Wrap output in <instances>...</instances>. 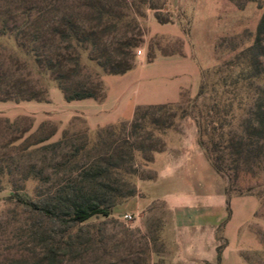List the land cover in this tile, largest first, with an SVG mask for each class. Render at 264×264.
<instances>
[{"label":"rangeland","instance_id":"374dc122","mask_svg":"<svg viewBox=\"0 0 264 264\" xmlns=\"http://www.w3.org/2000/svg\"><path fill=\"white\" fill-rule=\"evenodd\" d=\"M70 1L74 6L80 4L77 0ZM12 2L17 1L0 0V4ZM124 2L121 8L124 18L118 24L119 30L109 34L105 41L110 43L114 36L138 41L132 52L133 67L123 74H107L88 60L87 53L81 55L82 75L91 74L103 88L98 98L67 102L50 77H44L41 83L47 95L43 101L0 100V167L11 171L10 175H0V264H45L41 259L50 238L58 239L65 231L74 235L78 226L58 224L30 211L19 200L46 201L54 188L67 184L70 177L78 178V169L114 150L122 152L120 155L125 161L120 163L111 181L118 182L119 193L133 188L135 195L118 200L109 216L96 215L87 220L83 224L87 228L80 232L84 235L86 230L85 236L92 240L88 243L91 248L81 255L80 251H74L71 256H64L62 264H177L174 258L178 257L179 248L166 245L163 238L169 207L162 196L152 198L148 194H156V190L157 194H162L164 188L142 191L137 185L139 180L153 176L150 163L155 153L148 147L154 145V149L163 150L165 131L161 135L155 132L151 140H146V131L140 137L130 135L132 118L96 124L129 118L133 103L172 98L177 85L186 84L187 78L194 80L195 66L200 71L195 90L184 89L176 102L161 106L179 105L183 101L182 94L193 98L202 81H206L208 90L215 83L216 101L223 106L231 105L229 117L232 116L235 126L255 100L253 92L258 81L247 78L252 69L248 67L244 51L253 43L262 14L257 2H247L242 8L229 0ZM17 21L19 24L22 20ZM0 44V54L11 63L9 57L14 52V41L1 38ZM159 54H185L192 62L181 60L182 64L175 65L171 63L174 60H165ZM258 61L257 69H261L263 58ZM22 72L31 73L29 68ZM30 78L36 80L38 76L32 72ZM181 107L187 106L182 104ZM168 111L173 114L168 120L172 127H177L179 120L185 117L192 118L182 117L177 110ZM54 143L59 144L51 148ZM78 148L73 161L77 168L68 176L61 163ZM128 152H131V160L126 155ZM252 185L251 179L244 178L237 187L245 190ZM248 196L255 200V207L245 235L225 245L224 234L219 232L216 249H220L221 254L225 249L226 258L237 257L236 252L241 249L240 255L247 258L248 264H264V191L254 189ZM240 211L238 209V215L242 217ZM125 214L131 215V219H125ZM30 228L39 231L34 242ZM208 251L203 247L201 252ZM214 264H219L217 256Z\"/></svg>","mask_w":264,"mask_h":264},{"label":"trees","instance_id":"16d2710c","mask_svg":"<svg viewBox=\"0 0 264 264\" xmlns=\"http://www.w3.org/2000/svg\"><path fill=\"white\" fill-rule=\"evenodd\" d=\"M16 1V4H0V39H12L15 43L14 52L9 57L11 63L8 64L0 54V100L43 101L47 95L41 83L44 77H50L67 102L98 98L103 88L91 78V74L82 75L80 59L83 53H87L88 60L95 62L107 74H123L133 67L132 52L138 41L115 36L110 43L105 41L109 34L119 30L118 24L124 18V13H121L124 0H77L80 1L77 6L70 0ZM229 1L239 8L247 2H257L262 9L253 43L244 51L248 67L252 69L247 78L258 83L253 92L255 100L243 118L234 126L232 116L229 117L231 105H220L216 101V84L212 83L208 90L206 81H202L193 98L181 95L183 101L179 105L137 106L129 124L131 136L140 137L146 131L145 139L151 140L155 132L161 135L172 127L168 120L173 118V114L168 110L180 111L182 117L191 116L197 129L199 147L225 181L228 215L232 195H250L254 189L264 191V67L257 69L259 58L264 62V0ZM17 20L22 21L17 24ZM125 36L124 33L123 38ZM27 68L31 73L23 74ZM32 72L38 76L36 80L30 78ZM182 104L187 107H181ZM156 114L161 116L154 117ZM147 123L152 127L147 128ZM122 129L125 130L124 124ZM153 146L148 147L153 154L162 150ZM79 150L76 149L61 163L68 176L77 168L73 161ZM120 154L122 152L114 150L78 169V178L70 177L67 184L54 188L46 201L19 200L30 211L58 224L78 226L79 232L74 235L65 231L58 239L50 238V245L43 251L42 262L62 264L64 256H71L74 251H80V255L86 252L91 248L88 243L92 240L85 236L86 230L81 235L80 231L87 228L83 224L96 215L109 216L118 200L135 195V189H128V184H123L127 188L125 193H119L118 182L111 181L113 174L120 169V163L125 161ZM126 155L128 160L132 159L131 152ZM2 174L10 175L11 171L0 167ZM244 178L251 179L253 185L242 190L237 184ZM38 232V229H29L33 242ZM216 252L218 262L220 249L217 248Z\"/></svg>","mask_w":264,"mask_h":264},{"label":"crops","instance_id":"0c3cea01","mask_svg":"<svg viewBox=\"0 0 264 264\" xmlns=\"http://www.w3.org/2000/svg\"><path fill=\"white\" fill-rule=\"evenodd\" d=\"M159 56L165 60H174L171 63L175 65L182 64L181 60L191 61L185 54H159ZM194 68V80L190 81L187 78L186 84L177 85L172 98L141 104L133 103L129 118H117L114 121L96 125L129 120L139 105L176 102L182 90H195L200 71L197 66ZM178 124L177 127L168 128L163 133L165 147L154 154L150 163L153 176L139 180L137 185L142 188V191L146 188L149 191L153 188H164L162 194L161 192L157 194V190L156 194L151 192L148 194L152 198H154L153 195L162 196L169 207V221L163 238L166 245H175L179 248L180 253L177 254V258H174V262L177 264H192V262L193 264H214L217 255L216 245H219L217 233L224 234L225 245H231L233 240L238 241L239 237L244 236L245 228L253 214L255 200L248 195L232 196L229 202L231 212L228 215L225 181L215 172L199 147L194 120L185 117L179 120ZM238 209H241L242 217H239ZM203 247H207L209 251L202 253ZM243 249L247 248L243 247ZM240 250L236 252L237 257L226 258L224 249L219 264H248L240 255Z\"/></svg>","mask_w":264,"mask_h":264},{"label":"built area","instance_id":"2783aa9c","mask_svg":"<svg viewBox=\"0 0 264 264\" xmlns=\"http://www.w3.org/2000/svg\"><path fill=\"white\" fill-rule=\"evenodd\" d=\"M138 54H140L139 51H138ZM124 218L127 219V220H130V219H131V215H129V214H125V215H124Z\"/></svg>","mask_w":264,"mask_h":264}]
</instances>
